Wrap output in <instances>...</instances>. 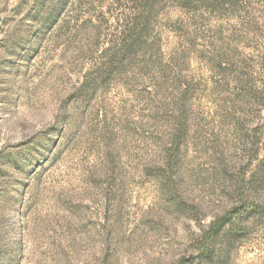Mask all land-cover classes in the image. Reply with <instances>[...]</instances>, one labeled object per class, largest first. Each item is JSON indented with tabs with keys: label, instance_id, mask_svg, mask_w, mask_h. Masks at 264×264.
I'll return each instance as SVG.
<instances>
[{
	"label": "rangeland",
	"instance_id": "rangeland-1",
	"mask_svg": "<svg viewBox=\"0 0 264 264\" xmlns=\"http://www.w3.org/2000/svg\"><path fill=\"white\" fill-rule=\"evenodd\" d=\"M254 93L264 0H0V264H264Z\"/></svg>",
	"mask_w": 264,
	"mask_h": 264
},
{
	"label": "trees",
	"instance_id": "trees-1",
	"mask_svg": "<svg viewBox=\"0 0 264 264\" xmlns=\"http://www.w3.org/2000/svg\"><path fill=\"white\" fill-rule=\"evenodd\" d=\"M258 95H259L258 93H254V100L256 101L264 100V98ZM246 211L247 209L242 204L240 208H236L235 210L229 212L228 214L220 217L214 222V224H212L210 231L208 233V236L213 240V242H215L213 246H215L217 242L220 240V238L222 237V230H224L226 227L228 228V227H232L233 225H235L234 224L235 220L242 218L244 213H246ZM233 240H235V238L232 237L230 241H233Z\"/></svg>",
	"mask_w": 264,
	"mask_h": 264
}]
</instances>
